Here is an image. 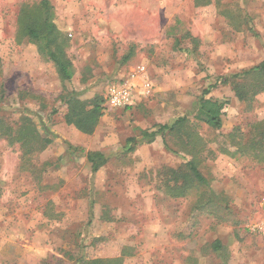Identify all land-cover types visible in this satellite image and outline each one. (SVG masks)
Masks as SVG:
<instances>
[{"label":"rangeland","instance_id":"rangeland-1","mask_svg":"<svg viewBox=\"0 0 264 264\" xmlns=\"http://www.w3.org/2000/svg\"><path fill=\"white\" fill-rule=\"evenodd\" d=\"M33 1L0 0V123L14 137L29 119L50 143L28 170L21 143L0 138V264H264V233L253 230L264 222V165L233 156L227 139L264 120V92L248 103L235 95L240 80L212 89L205 98L226 103L220 130L196 111L218 78L264 61V0H50L69 82L36 43L15 40L19 6ZM134 70L133 104L107 109L108 87ZM68 94L99 105L92 134L65 123ZM179 118L204 142L207 184L173 197L166 170L184 168L192 149L182 130L144 135ZM87 153L108 159L96 174Z\"/></svg>","mask_w":264,"mask_h":264},{"label":"trees","instance_id":"trees-1","mask_svg":"<svg viewBox=\"0 0 264 264\" xmlns=\"http://www.w3.org/2000/svg\"><path fill=\"white\" fill-rule=\"evenodd\" d=\"M15 40L18 44L24 40L36 43L42 54L54 64L62 81L69 82L73 78L72 64L66 52L67 42L61 36L55 24L54 7L50 0H35L20 4L16 14ZM129 56L130 54L127 58ZM232 79L240 80V82L235 81L236 84L234 86L235 95L238 100L250 103L257 94L264 92V61L241 74L224 79L218 78L216 83L211 84L203 91V97L196 107L197 118L214 130H220L222 127V117L226 103L212 99L211 97L205 98V96L209 95L210 91L216 88L218 84L226 85L233 81ZM243 80L246 82H242ZM63 98V102L67 106V112L64 116L65 123L74 126L84 134H92L101 115L99 105L95 104L92 109L87 110L86 103L78 100L73 94H68ZM185 123V118H179L170 126H160L156 132L144 135L151 142L164 130L171 132L182 130L183 134L180 136V140L185 138L182 139L185 142V144L182 143L183 147H190L192 149L189 151L192 158L184 168L166 170L172 183V186H170L169 182L166 189L173 197H184L188 191L197 190L207 184V180L198 168L200 162L198 156L205 149L204 142L199 136L188 131ZM247 128L249 130L246 134L238 126L227 135L228 144L234 148L232 155L244 157L255 165H264V120L253 122ZM12 132L13 128L0 123V138H8L9 142H20V149L23 150L22 165L25 169L33 170V157L36 155V152L45 148L50 143V140L40 138L33 123L26 118L23 119V122L17 128L16 136L12 137ZM128 142L134 143L135 141L134 139H130ZM223 152L225 154L229 153L228 150H223ZM86 160L90 164L92 174H96L108 161L107 157L101 153H87ZM217 202L223 203L225 200L218 197ZM213 248L217 252L221 251V246L218 242L215 243ZM121 263L122 258L119 257L105 260L95 259L87 261L84 264Z\"/></svg>","mask_w":264,"mask_h":264},{"label":"built area","instance_id":"built-area-1","mask_svg":"<svg viewBox=\"0 0 264 264\" xmlns=\"http://www.w3.org/2000/svg\"><path fill=\"white\" fill-rule=\"evenodd\" d=\"M143 70L144 68H139L140 72ZM150 90L151 86L148 82L142 84V91L145 95H148ZM133 99L134 88L132 87V84L127 81H121L108 87L104 100L107 109L116 110L129 107L133 103ZM253 230L259 233H264V222L256 225Z\"/></svg>","mask_w":264,"mask_h":264},{"label":"crops","instance_id":"crops-1","mask_svg":"<svg viewBox=\"0 0 264 264\" xmlns=\"http://www.w3.org/2000/svg\"><path fill=\"white\" fill-rule=\"evenodd\" d=\"M111 24V23H110ZM106 27V26H105ZM103 27V28H105ZM146 74V73H145ZM119 80L122 81H129L130 83H132L134 86H138L141 83L142 80V76L141 74H137V70L132 71V73H129L127 75V77H121L119 78ZM136 91V90H135ZM135 95V94H134ZM133 104V103H132ZM131 104V105H132Z\"/></svg>","mask_w":264,"mask_h":264}]
</instances>
